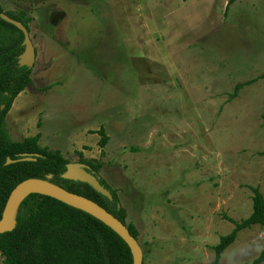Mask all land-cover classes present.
I'll return each instance as SVG.
<instances>
[{"label": "rangeland", "instance_id": "374dc122", "mask_svg": "<svg viewBox=\"0 0 264 264\" xmlns=\"http://www.w3.org/2000/svg\"><path fill=\"white\" fill-rule=\"evenodd\" d=\"M230 1L0 0L35 20L33 85L7 115L12 139L46 114L42 147L104 162L144 264H214L230 220L252 214V188L264 196V0ZM59 132L67 151L52 144ZM85 132L98 136L88 156L76 149ZM262 252L254 226L218 264Z\"/></svg>", "mask_w": 264, "mask_h": 264}, {"label": "trees", "instance_id": "16d2710c", "mask_svg": "<svg viewBox=\"0 0 264 264\" xmlns=\"http://www.w3.org/2000/svg\"><path fill=\"white\" fill-rule=\"evenodd\" d=\"M235 0H231L229 5ZM17 20L31 33L35 20L23 10L6 12L0 4V221L14 189L30 179L51 183L70 193L88 198L126 225L139 243V232L135 225L127 223L128 212L121 206L118 193L100 174L104 162L86 159L78 153L77 163L87 165L101 184L107 188L113 200H109L86 183L71 181L63 176L71 158L59 150L40 145V134L21 141L12 139L7 125V115L17 97L33 85L32 69L20 67L19 57L24 52V35L16 27L1 19V14ZM264 77V76H263ZM251 80L237 84L231 98L240 90L256 82ZM42 126L39 121L38 127ZM98 134L102 149L109 143L105 129ZM23 155L37 156L35 162L8 165ZM253 212L245 220L234 222L235 229L222 237L214 248L215 263L237 240L238 235L254 226L264 227V196L260 189H253ZM0 256L2 264H134L131 249L111 228L93 216L53 198L32 194L20 205L15 216V227L11 232L0 234ZM251 264H264V252Z\"/></svg>", "mask_w": 264, "mask_h": 264}, {"label": "water", "instance_id": "95a60500", "mask_svg": "<svg viewBox=\"0 0 264 264\" xmlns=\"http://www.w3.org/2000/svg\"><path fill=\"white\" fill-rule=\"evenodd\" d=\"M1 19L8 24L16 27L24 35V52L19 57L18 64L20 67H27L29 69H32L36 63L37 51L34 46L31 33L23 25V23L14 20L5 13L1 14ZM36 158L37 156L23 155L19 160H8L7 164L11 165L21 162H35ZM63 177L67 180L86 183L104 197L108 198L109 200H113L111 192L101 184L100 180L95 177V175L90 171V168L87 165L72 162L67 165V171ZM21 194H26V197L19 202V197L21 196ZM32 194H38L53 198L61 203L71 206L75 209H79L98 219L106 226L111 228L114 232H116L127 243L129 248L131 249L134 264H144V255L140 244L130 233L128 227L124 225L119 219H117L114 215L109 213L106 209L101 207L96 202L83 196L70 193L51 183L41 180H26L14 189L5 207L3 218L0 221V234L11 232L14 229L15 216L19 205Z\"/></svg>", "mask_w": 264, "mask_h": 264}, {"label": "crops", "instance_id": "0c3cea01", "mask_svg": "<svg viewBox=\"0 0 264 264\" xmlns=\"http://www.w3.org/2000/svg\"><path fill=\"white\" fill-rule=\"evenodd\" d=\"M39 121H42V127L40 129L38 128ZM50 121H51V118L49 116L47 117L46 114L42 115L41 118L40 117L39 118L37 117V119L32 120V122L29 124V130H30V132H28V134L25 136L24 139H26L27 137L35 136V134L38 131L41 130L42 134L39 132L41 134V141H40V143L43 144L44 146H47V144H45L47 142V137H48L47 134H46L47 133V130L46 129L50 126V124H51ZM58 129H60V128H58ZM79 134H80L79 136H81V140L78 141L77 148L76 149L83 147V145L86 146V147H88L87 149L89 151H84V155L85 156H88L91 152H93V149H91V146L93 145L94 141H96V139H98V136L94 132H91L90 134H88L86 132L85 133H79ZM59 135H60V132H59L58 135L55 134V136L52 138L53 139L52 140V144L53 145H56L55 147H57L60 150L67 151L70 147L69 148L67 147V149H63L60 146V144H59V138H61V135L60 136ZM76 135H78V134H76Z\"/></svg>", "mask_w": 264, "mask_h": 264}, {"label": "bare ground", "instance_id": "6f19581e", "mask_svg": "<svg viewBox=\"0 0 264 264\" xmlns=\"http://www.w3.org/2000/svg\"><path fill=\"white\" fill-rule=\"evenodd\" d=\"M25 197H26V194H21V196L19 197V202L22 201Z\"/></svg>", "mask_w": 264, "mask_h": 264}]
</instances>
